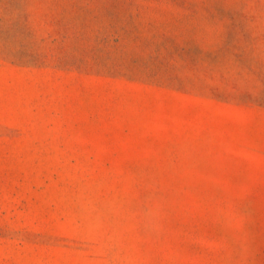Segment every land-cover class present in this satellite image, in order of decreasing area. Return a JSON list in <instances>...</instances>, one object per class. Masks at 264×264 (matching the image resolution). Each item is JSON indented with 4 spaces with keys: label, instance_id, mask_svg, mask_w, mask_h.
Returning a JSON list of instances; mask_svg holds the SVG:
<instances>
[{
    "label": "rangeland",
    "instance_id": "374dc122",
    "mask_svg": "<svg viewBox=\"0 0 264 264\" xmlns=\"http://www.w3.org/2000/svg\"><path fill=\"white\" fill-rule=\"evenodd\" d=\"M137 264H264V0H0V264H85L84 190Z\"/></svg>",
    "mask_w": 264,
    "mask_h": 264
},
{
    "label": "clouds",
    "instance_id": "9594fccd",
    "mask_svg": "<svg viewBox=\"0 0 264 264\" xmlns=\"http://www.w3.org/2000/svg\"><path fill=\"white\" fill-rule=\"evenodd\" d=\"M77 211L76 238L87 253L85 264H137L130 245V218L138 217L148 234L162 228V207L151 199L133 211L86 189L78 198Z\"/></svg>",
    "mask_w": 264,
    "mask_h": 264
}]
</instances>
